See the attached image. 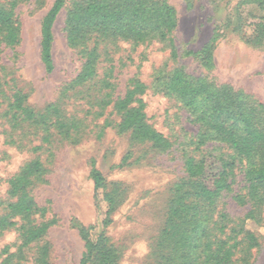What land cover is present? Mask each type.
I'll return each instance as SVG.
<instances>
[{"label":"rangeland","instance_id":"rangeland-1","mask_svg":"<svg viewBox=\"0 0 264 264\" xmlns=\"http://www.w3.org/2000/svg\"><path fill=\"white\" fill-rule=\"evenodd\" d=\"M74 1L67 0L54 24V70L47 73L41 61V25L55 0H0L1 8L13 11L21 37L10 47L0 36V221L16 201L9 180L30 163L41 164L26 191L37 211L0 229V264H80L86 251L81 230L90 227L96 229L94 237L103 231L108 239L107 249L92 264L110 258L108 264H160L173 188L188 181L187 158L232 155L218 141L198 146L200 124L169 93L166 80L180 70L190 80L264 105V0H157L175 12L177 28L168 39L92 38L72 48L65 20ZM207 46L210 50L203 53ZM93 49L96 78L86 86H71ZM136 80L146 87L141 99L147 123L170 143L166 148L136 140L117 127L121 114L114 102ZM17 96L24 98L23 106L44 116L40 124L21 117L14 108ZM94 169L105 178L111 204L94 190ZM247 190L244 174L237 170L232 189L207 210L208 227L219 234L220 223L225 224L221 238L232 235L229 243L238 242L234 258L240 259L246 247L240 226L255 209L260 225L245 224L259 242L249 264H264V205L243 204L240 198ZM44 223L52 224L46 235L23 246L24 231Z\"/></svg>","mask_w":264,"mask_h":264},{"label":"trees","instance_id":"trees-1","mask_svg":"<svg viewBox=\"0 0 264 264\" xmlns=\"http://www.w3.org/2000/svg\"><path fill=\"white\" fill-rule=\"evenodd\" d=\"M66 2L67 0H55L42 21L41 61L47 73L54 70L53 27ZM176 28L173 8L157 0H76L66 13L65 20V33L72 48H77L92 38L121 39L134 43H144L150 38L166 40ZM0 36L10 47L17 46L21 41L20 25L13 11L1 7ZM209 50L210 46H207L203 53H208ZM187 55L198 54L190 52ZM96 58L95 49L87 51L83 69L71 86H86L96 78ZM166 85L169 93L176 96L200 124L202 131L198 146L218 141L227 145L232 150V155L225 158L208 154L198 160L187 158L185 170L188 181L178 183L173 188L167 225L161 234L167 245L160 244L163 252L160 264H249L250 252L259 247V242L255 233L248 230L245 224L253 221L260 225L256 210L251 209L240 226L239 233L246 244L242 250L244 256L240 259L234 258L235 250L240 245L238 242L232 245L229 243L232 235L221 238L228 229L225 224L220 223L219 234L211 232L207 210L217 203L224 192L232 189L237 170L244 174V182L248 185L247 193L240 201L243 204L249 201L253 208L264 205V105L251 96L242 93L232 95L226 88L217 89L206 82L190 80L180 70L172 72ZM145 91V85L136 80L133 88L114 102V110L121 114L117 127L121 133L131 132L136 140L166 148L170 143L147 123L146 106L141 99ZM23 102L24 98L17 96L14 108L20 110L24 120L40 124L44 116L23 106ZM101 103L104 104L105 100ZM111 103L113 102L110 101L109 105ZM40 171L41 164L32 162L9 180V194L16 197V201L9 205V213L0 221V229L14 226L13 218H29L37 211L26 191L31 185V179ZM90 177L95 192H101L103 199L111 204L102 173L94 169ZM221 217L223 221L225 216ZM108 224L106 218L104 226ZM51 225L44 223L25 230L22 235L23 246L40 240ZM95 231V227L81 230L86 251L80 264H92L107 249L108 239L104 232L101 231L94 237ZM168 251L169 256L166 255ZM110 262L111 258L100 264Z\"/></svg>","mask_w":264,"mask_h":264}]
</instances>
